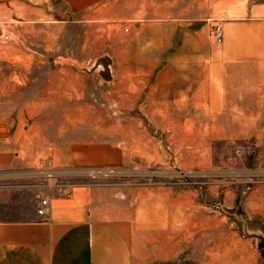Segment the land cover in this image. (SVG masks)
I'll list each match as a JSON object with an SVG mask.
<instances>
[{
	"label": "crops",
	"instance_id": "1",
	"mask_svg": "<svg viewBox=\"0 0 264 264\" xmlns=\"http://www.w3.org/2000/svg\"><path fill=\"white\" fill-rule=\"evenodd\" d=\"M251 12L225 22L223 41L216 39L223 46L196 38L190 46H172L193 52V61L162 62L145 72L142 64H131L135 86L126 98L115 61L109 81L69 66L43 84L0 79V264L248 260L235 245L234 222L219 211L233 216L241 208L247 222L264 221V3ZM139 80H146L142 89ZM123 99L129 108L122 109ZM188 101L194 107L186 109ZM171 127L178 133L208 128L227 139L240 134L236 139L257 150L254 168L247 163L244 180L228 184L217 205L203 204L195 180L143 184L45 175L44 167L59 175L154 166V134ZM143 132L151 134L145 141ZM173 164L200 171L201 157ZM218 189L217 183L207 186L209 201L218 199Z\"/></svg>",
	"mask_w": 264,
	"mask_h": 264
},
{
	"label": "rangeland",
	"instance_id": "2",
	"mask_svg": "<svg viewBox=\"0 0 264 264\" xmlns=\"http://www.w3.org/2000/svg\"><path fill=\"white\" fill-rule=\"evenodd\" d=\"M262 3L264 0H0V79L9 76L11 82L26 85L36 80V84H43L51 73L64 66L83 73L99 72L90 68L101 57L110 56L115 61V74L121 77L118 87L126 98L131 83L135 86L129 78L131 64H142L145 72V67H159L162 62L193 61V52H177L172 46H190L195 38L223 46L212 34L215 26H225L232 18L242 20ZM145 82L139 80L138 88H144ZM129 103L123 99L122 109L129 108ZM194 104L188 101L186 109ZM150 135L143 132V141ZM234 135V139H227L224 132L211 133L208 128L193 132V127L178 133L171 127V131L154 134L158 138L154 151L158 164L142 168L104 167L116 172L84 178H132L143 184L151 179L195 180L202 186L203 204L217 205L224 197V188L244 180L246 164L254 168L257 156L255 148L236 139L240 134ZM195 154L201 157L200 171L173 164L192 161ZM210 183L219 187L217 200L209 201L205 190ZM232 211L233 216L219 213L234 222L235 245L248 257L236 264H264V246L260 248L257 238L247 235L243 223L237 220L234 214L245 219L241 208ZM248 224L251 230L260 231L264 240V221Z\"/></svg>",
	"mask_w": 264,
	"mask_h": 264
},
{
	"label": "built area",
	"instance_id": "3",
	"mask_svg": "<svg viewBox=\"0 0 264 264\" xmlns=\"http://www.w3.org/2000/svg\"><path fill=\"white\" fill-rule=\"evenodd\" d=\"M213 36L219 41L222 42L223 38H224V34H223V27L220 25L215 26V28L212 31ZM44 162V161H43ZM44 163H48L47 161H45ZM44 171L46 172L45 175L47 176H60V177H94L97 178L100 175H113L114 172H116L115 170L111 169V168H97V167H91V168H82V169H78V170H71L68 172H63L61 174H56L55 172L51 171V168H45L44 167ZM47 199H43L42 203L43 205L47 204Z\"/></svg>",
	"mask_w": 264,
	"mask_h": 264
},
{
	"label": "water",
	"instance_id": "4",
	"mask_svg": "<svg viewBox=\"0 0 264 264\" xmlns=\"http://www.w3.org/2000/svg\"><path fill=\"white\" fill-rule=\"evenodd\" d=\"M0 35H1V30H0ZM113 63H114V61L110 56H104V57H101L99 60H97V62L94 64V66L90 69L91 70L92 69L98 70L99 73L102 75V77L105 80L109 81V80H112V78H113V75H112ZM234 215L236 216L237 220H239L240 222L243 223L245 233L249 236H255L257 238V241H258V246L260 248L263 247L264 246V240H263L262 233L260 231H256L255 229L251 230L248 222L244 218H241L237 214H234Z\"/></svg>",
	"mask_w": 264,
	"mask_h": 264
},
{
	"label": "bare ground",
	"instance_id": "5",
	"mask_svg": "<svg viewBox=\"0 0 264 264\" xmlns=\"http://www.w3.org/2000/svg\"><path fill=\"white\" fill-rule=\"evenodd\" d=\"M1 30V29H0ZM5 34V33H4Z\"/></svg>",
	"mask_w": 264,
	"mask_h": 264
}]
</instances>
